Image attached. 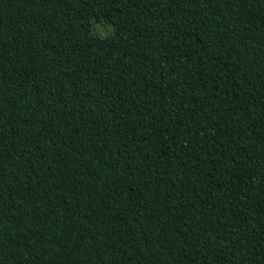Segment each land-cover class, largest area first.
Listing matches in <instances>:
<instances>
[{"label":"trees","instance_id":"trees-1","mask_svg":"<svg viewBox=\"0 0 264 264\" xmlns=\"http://www.w3.org/2000/svg\"><path fill=\"white\" fill-rule=\"evenodd\" d=\"M0 264H264V0H0Z\"/></svg>","mask_w":264,"mask_h":264},{"label":"rangeland","instance_id":"rangeland-1","mask_svg":"<svg viewBox=\"0 0 264 264\" xmlns=\"http://www.w3.org/2000/svg\"><path fill=\"white\" fill-rule=\"evenodd\" d=\"M93 32L101 37L112 34L113 27L109 23H94Z\"/></svg>","mask_w":264,"mask_h":264}]
</instances>
